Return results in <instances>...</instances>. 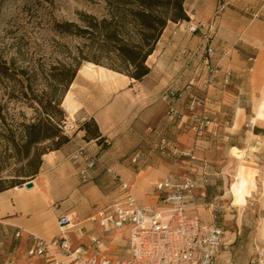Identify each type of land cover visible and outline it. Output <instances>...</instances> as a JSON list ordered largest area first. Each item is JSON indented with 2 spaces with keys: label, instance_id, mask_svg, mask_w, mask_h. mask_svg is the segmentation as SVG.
Wrapping results in <instances>:
<instances>
[{
  "label": "crops",
  "instance_id": "1",
  "mask_svg": "<svg viewBox=\"0 0 264 264\" xmlns=\"http://www.w3.org/2000/svg\"><path fill=\"white\" fill-rule=\"evenodd\" d=\"M221 2L226 4L208 42L215 51L211 60L219 69L214 84L206 91L205 106L211 123L203 139L195 140L182 99L166 101L164 93L176 89L180 79L194 78L203 72L198 68L203 59L204 28L199 26L193 32L189 26L206 24ZM183 8L188 19L166 24L147 58L148 74L135 80L104 68L106 77L94 74L95 78H89L85 86L77 81L78 69L62 105L71 118H92L102 137L173 138L182 148L192 147L198 157L232 160V169L228 171V163L216 167L220 173L203 163L195 176L196 188L187 199V214L207 219L208 215L201 212L204 200L221 198L224 192L233 203V187L241 180H245L241 189L244 203L250 198L264 197V5L262 0H184ZM68 93L74 100V109L65 104ZM171 105L176 110L173 114L169 112ZM64 155L60 149L44 154L31 188L14 186L0 190V247L4 245L9 258L24 255L34 237L49 239L58 233L57 220L65 213L62 207L54 205L55 197L49 192V170ZM145 158L144 165L149 157ZM62 166L71 178L70 183L64 181L63 188L76 202H83L85 196L81 192L98 189L96 171L92 170L90 179L78 189L79 177L73 163L65 161ZM167 173L163 166L147 164L139 171L128 170L123 175L133 184L139 203L153 204L157 200L154 184L168 177ZM203 173L206 182L202 181ZM99 208L89 209L87 219ZM87 215H81L80 221L73 224L77 226L70 233L74 243L90 240L89 227L82 224Z\"/></svg>",
  "mask_w": 264,
  "mask_h": 264
},
{
  "label": "rangeland",
  "instance_id": "2",
  "mask_svg": "<svg viewBox=\"0 0 264 264\" xmlns=\"http://www.w3.org/2000/svg\"><path fill=\"white\" fill-rule=\"evenodd\" d=\"M110 10L109 0H0V71L3 70V64L6 66L5 73L0 72V189L33 180L40 171L44 154L58 149L64 150V159L49 170L52 176L49 180L52 189L49 192L55 197L54 205L62 207L63 212L72 218L74 225L80 221L78 217L88 214L82 224L89 227L92 235L99 234L107 239L106 253L114 259L126 256V232H111L107 236L101 234L97 225L87 219L89 209L99 208L105 204V200H112L119 192V181L105 167L111 168L122 180L127 181L124 172L139 171L147 164L158 168L165 167L168 171L166 176H179L190 172L195 178L199 174L198 169L204 166L203 163L211 165L220 173L221 170H216V167H223L228 163V171L232 169L233 162L217 158L212 161L194 154L193 160L173 155L170 147L166 143L162 146L160 141L165 139L166 142H175L173 138H94L95 125L92 118H71L66 113L62 105L63 91L60 87L54 88L50 72L53 67L59 68L60 64L68 63L69 57L77 54L79 50L86 52L88 47L85 45L89 44V38L87 33H63L57 25L72 22L80 28H87L89 23L108 19ZM170 21L183 20H172L168 17L167 23ZM70 30L77 32L76 27H70ZM104 68L108 69L83 60L79 67L78 83L87 86L88 79L95 78L92 77L94 74H98L100 78L106 77ZM198 78H194L197 85L200 84ZM190 79L192 78L180 79L175 89L180 94L174 100L181 98L183 105H186L187 100L185 93H182L183 87ZM196 88L197 93H201V89L198 86ZM75 94L76 92L73 95ZM53 96L59 102L57 109L49 104ZM165 100L168 101L169 97H165ZM65 104L68 108H75L70 93L66 95ZM47 112L55 120H59L62 134L69 138L68 142L55 149L51 141L42 140L26 151L23 146L24 126L44 120ZM85 122L88 125L83 127ZM154 139L156 147L152 145ZM79 144L84 145L88 153L100 161L93 168L97 172L96 178L99 179L98 189L81 192L85 196L84 203L70 198V194L63 188L64 181L71 182L68 172L65 173L62 166L63 162L73 163L77 170V164L68 156ZM178 145L179 148L184 147L180 143ZM146 156L149 159L144 165ZM244 181L241 180L233 187V203L224 192L223 197L216 200L222 207L220 212L212 211L211 201L207 200H204L205 204L201 208V212L208 215L207 219L201 217L202 221L211 223L215 215L214 222L223 226L222 243L215 253L216 264H248L256 254V247L264 243V197L250 198L244 203L241 190ZM85 184L79 181L77 188ZM197 214L199 215L198 212ZM76 227H71V230ZM3 246L0 247V264H29L33 261L25 254L9 258Z\"/></svg>",
  "mask_w": 264,
  "mask_h": 264
},
{
  "label": "built area",
  "instance_id": "3",
  "mask_svg": "<svg viewBox=\"0 0 264 264\" xmlns=\"http://www.w3.org/2000/svg\"><path fill=\"white\" fill-rule=\"evenodd\" d=\"M226 2H221L213 17L206 24H192L190 31L204 28L201 48L203 59L197 77L199 85L190 79L183 87L187 96L186 110L188 120L194 131L195 140L201 139L211 123L207 113L206 91L211 87L218 73L217 64L211 58L214 48L208 43L217 30L219 15ZM264 5V0H262ZM257 15L256 13H254ZM196 50L193 54H196ZM228 75V74H227ZM198 86L201 93H197ZM180 93L168 89L165 97L174 99ZM171 114L176 110L169 107ZM173 155L194 159L193 149L179 148L178 143L166 140ZM77 164V174L81 183L91 177V171L100 163L96 156L89 154L84 145H78L69 156ZM114 179L119 181L118 194L102 205L91 217L101 234L109 236L111 232H126V256L110 258L107 255V243L99 234L91 235L88 243H74L71 239L72 218L68 214L57 220L58 233L49 239L34 237L27 247L25 255L33 259L29 264H216L215 253L222 243L223 226L203 222L198 216L188 215L187 199L192 197L196 188V179L190 172L179 176L158 179L154 184L157 200L153 204H141L136 200L133 184L122 180L111 168L105 167ZM203 173L202 181L206 182ZM204 196V192L200 194ZM213 199L212 211L220 212L222 207ZM231 206V204H230ZM18 235V233L16 234ZM248 264H264V243L256 247V254Z\"/></svg>",
  "mask_w": 264,
  "mask_h": 264
},
{
  "label": "trees",
  "instance_id": "4",
  "mask_svg": "<svg viewBox=\"0 0 264 264\" xmlns=\"http://www.w3.org/2000/svg\"><path fill=\"white\" fill-rule=\"evenodd\" d=\"M182 2L183 0H109L111 10L108 19L89 23L87 28H80L72 22L58 24L63 33H87L89 44L85 45L88 47L86 52L79 50L69 57L68 63L52 68L50 76L54 88L60 87L64 96L83 60L140 80L150 71L146 61L155 49L168 17L172 20L188 19ZM70 27H76L77 32L70 30ZM2 69L0 72L5 73L4 64ZM49 104L57 109L59 102L53 96ZM91 121L95 125L93 137L102 138L95 121ZM87 125L85 122L83 127ZM24 133L23 146L26 151L42 140L51 141L55 149L69 140L62 134L59 120H55L50 113L44 120L25 125Z\"/></svg>",
  "mask_w": 264,
  "mask_h": 264
},
{
  "label": "water",
  "instance_id": "5",
  "mask_svg": "<svg viewBox=\"0 0 264 264\" xmlns=\"http://www.w3.org/2000/svg\"><path fill=\"white\" fill-rule=\"evenodd\" d=\"M18 186H20V187L24 186L25 188H31L33 186V182H32V180H28L22 184H19Z\"/></svg>",
  "mask_w": 264,
  "mask_h": 264
},
{
  "label": "bare ground",
  "instance_id": "6",
  "mask_svg": "<svg viewBox=\"0 0 264 264\" xmlns=\"http://www.w3.org/2000/svg\"><path fill=\"white\" fill-rule=\"evenodd\" d=\"M88 64V63H87ZM262 232H263V234H264V224H263V227H262Z\"/></svg>",
  "mask_w": 264,
  "mask_h": 264
}]
</instances>
